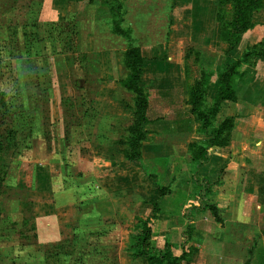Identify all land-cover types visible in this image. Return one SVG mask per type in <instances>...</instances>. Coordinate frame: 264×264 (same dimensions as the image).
I'll return each mask as SVG.
<instances>
[{"label":"rangeland","instance_id":"obj_1","mask_svg":"<svg viewBox=\"0 0 264 264\" xmlns=\"http://www.w3.org/2000/svg\"><path fill=\"white\" fill-rule=\"evenodd\" d=\"M124 1L123 24L131 25L136 43L166 40L170 54L196 76L199 52L189 41L191 20L182 1ZM110 2L0 0V136L6 145L0 153V264H99L103 257L106 264H129L123 259L130 257L137 217L119 229L84 208L90 177L99 176L102 159L113 155V142L132 121L133 95L119 85L127 44L111 30ZM256 13L264 20V12ZM146 90L149 106L162 103ZM118 145V163L131 164ZM40 181L47 183L44 196ZM49 195L88 216L39 219L29 238L21 236L11 215L24 208L30 224L32 199Z\"/></svg>","mask_w":264,"mask_h":264},{"label":"crops","instance_id":"obj_2","mask_svg":"<svg viewBox=\"0 0 264 264\" xmlns=\"http://www.w3.org/2000/svg\"><path fill=\"white\" fill-rule=\"evenodd\" d=\"M181 1L183 10L186 9L185 13L189 14L191 20L192 35L189 41L197 44L194 50L199 52L197 68L204 66L220 72L226 61L227 45L219 39L217 0ZM258 14L261 13L253 16L254 27L241 35L237 47L230 53V59H236L249 46L263 39L264 20L259 21L256 18ZM167 45L166 40L156 44H140L146 59L142 75L144 87L153 93L163 90L173 92L175 101L168 103L158 95L163 99L162 103L157 107L149 106L151 120L144 125L148 140L142 145L143 160L151 162L168 158L169 161L166 168L158 167L159 172L164 174L163 185L169 187L170 192L158 200L159 213L152 224V237L156 241L167 240L173 244L172 251L176 256L181 255L184 249H196L191 264H264V195L259 196V188L262 187L260 179L264 177V57L257 61L255 67L247 68L237 86L236 100L222 103L216 117V124L226 117L234 118L229 144L211 147L208 161L198 168L199 177L216 183L215 193L205 200L223 210L225 222L220 224L209 212L191 209L198 205V196L193 181L194 166L189 163L187 147L189 143L200 142L206 137L198 131L199 123L190 113L188 84L184 77V66L181 67L184 60L181 62L179 55L170 54ZM218 85V76H212L208 89L210 97L216 94ZM119 149L118 144L112 145L110 154L113 155L107 159L101 158L104 165H100L99 176L95 173L90 177L94 182L84 195L90 204L84 208L91 210L97 218L101 216L102 221L107 219L113 222L110 227L121 228L124 227L123 223L129 226L127 224L136 217L152 216L150 200L156 192L154 181L146 177L139 164L118 163L122 157ZM46 186V181L38 182L42 196ZM51 198L49 195L32 199L34 208L30 224L24 208L19 209L18 214L11 215L10 220L16 224L21 236L27 235L26 238H29L30 229H37L39 219L44 221L48 217L55 219L58 216L62 219L68 215L76 219L80 218V211L83 212L82 217L88 216L84 215L82 207L79 210L71 208L73 206L70 204L58 205L56 199ZM188 211L193 221L191 236L186 242L184 231L189 222L185 213ZM33 233L30 236L35 238ZM125 258L123 260H128L129 264H145L140 258ZM103 261H106V257L100 259L101 264ZM117 261L124 263L117 259L113 264H117Z\"/></svg>","mask_w":264,"mask_h":264},{"label":"trees","instance_id":"obj_3","mask_svg":"<svg viewBox=\"0 0 264 264\" xmlns=\"http://www.w3.org/2000/svg\"><path fill=\"white\" fill-rule=\"evenodd\" d=\"M174 2H170L172 9ZM216 23L218 24L219 39L227 45L225 51L226 61L222 70L216 73L210 68L200 66L196 76H193L189 64L184 66V75L187 81L188 104L191 106L190 113L194 115L199 123L198 131L206 138L200 142L188 144L189 163L194 166L193 181L198 205L191 209L198 212H209L217 223L224 224L223 210L217 204L205 199L215 193L216 183H211L206 177L198 176L200 165L208 161L209 149L213 146H227L230 142L231 132L234 128V118L226 117L220 124H216V117L221 109L222 103L236 100V89L246 74L247 68L255 67L257 61L264 57L263 39L249 46L236 59H230V53L237 47L241 35L254 27L253 16L256 12H264V0H217ZM111 14L112 32L124 39L127 48L124 51L125 76L119 81L120 87L133 95L132 121L127 126V134L113 144H120L124 148L121 153L123 158L134 164H139L146 177L152 179L155 184L156 195L150 200L153 206L152 216L148 218L137 217L135 233L130 240L128 251L133 259H143L145 264H191L196 249L192 247L174 255L173 244L167 240L156 241L152 237V224L159 213L158 200L170 192V188L163 185L164 174L159 172L158 167L166 168L169 164L168 158L146 161L142 158L143 142L148 140L144 125L151 119L149 117L148 92L142 83L143 66L146 61L140 45L133 37V29L130 24L124 25L125 1L113 0L109 3ZM125 23V22H124ZM192 53L188 51L186 59ZM194 54V53H193ZM231 60V62H229ZM195 62H199V54H195ZM217 75L219 85L213 97L208 95L210 79ZM158 95L173 104L174 93L170 91H159ZM6 145L0 136V153L6 152ZM2 172V170H1ZM260 179L259 196L264 195V177ZM26 206V205H25ZM1 213V212H0ZM188 225L184 231V238L190 239L192 232L191 222L193 216L190 211L185 213ZM188 237V239H187Z\"/></svg>","mask_w":264,"mask_h":264}]
</instances>
